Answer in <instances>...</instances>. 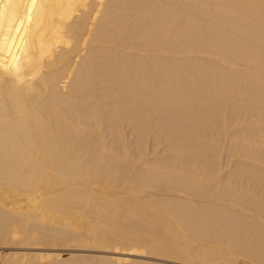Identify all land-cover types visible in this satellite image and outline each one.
<instances>
[{
  "label": "bare ground",
  "instance_id": "bare-ground-1",
  "mask_svg": "<svg viewBox=\"0 0 264 264\" xmlns=\"http://www.w3.org/2000/svg\"><path fill=\"white\" fill-rule=\"evenodd\" d=\"M0 264H264V0H0Z\"/></svg>",
  "mask_w": 264,
  "mask_h": 264
}]
</instances>
